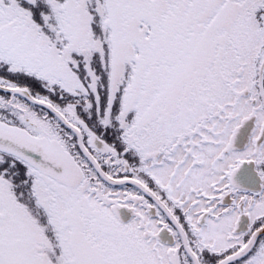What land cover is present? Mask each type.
Here are the masks:
<instances>
[{"label":"snow or ice","instance_id":"6c2138e0","mask_svg":"<svg viewBox=\"0 0 264 264\" xmlns=\"http://www.w3.org/2000/svg\"><path fill=\"white\" fill-rule=\"evenodd\" d=\"M0 264H264V0H0Z\"/></svg>","mask_w":264,"mask_h":264}]
</instances>
